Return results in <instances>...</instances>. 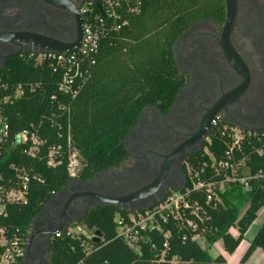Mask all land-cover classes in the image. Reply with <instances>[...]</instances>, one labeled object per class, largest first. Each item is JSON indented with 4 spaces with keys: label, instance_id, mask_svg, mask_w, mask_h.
Returning a JSON list of instances; mask_svg holds the SVG:
<instances>
[{
    "label": "trees",
    "instance_id": "1",
    "mask_svg": "<svg viewBox=\"0 0 264 264\" xmlns=\"http://www.w3.org/2000/svg\"><path fill=\"white\" fill-rule=\"evenodd\" d=\"M224 0H142L138 11L130 14L128 22L119 31L106 35L100 42L91 77L86 81L69 108L71 147L79 154L82 166L77 178L91 179L96 173L116 167L128 158L124 138L136 125L139 116L148 106L169 107L181 87L177 67L172 55L176 35L189 23L202 17L219 15ZM26 54L11 55L0 71V100L12 91L13 86L24 84V95L12 102L0 101V113L9 124V139L0 146V184H17V173L23 169L29 176L24 202H7L0 212V229L7 242L15 236L24 246L34 216L56 192L67 187L70 175L67 170L66 142L57 136L56 124L60 112L50 96L56 93L59 70L54 65L37 63ZM32 85L33 88L28 86ZM53 113L52 122H50ZM30 128L46 139L36 156L23 152V145L12 144L11 136L18 130ZM223 125L209 133L206 142L216 159L225 156V138L220 136ZM60 143V162L47 163V149ZM239 155L246 156L248 174L264 171V130L251 133L242 144ZM201 151L193 155L190 163L200 168L207 162ZM239 174L242 170H237ZM222 175V174H221ZM218 178V176L216 177ZM246 191L248 205L239 215V208L222 194L216 206L205 205L208 219L202 232L207 243L222 241L223 249L232 253L244 239L245 232L264 206V177L251 179ZM204 202V193L194 195ZM119 209L114 205L89 208L82 222L102 232V241L90 255L83 258L82 244L68 236L49 239V264H166L157 263L160 252L166 249V258L177 255L189 264H228L223 255L211 258L207 249L191 240L187 233L169 223L170 235L152 234L150 244L141 252L131 249L115 234L113 216ZM237 228V235L230 228ZM211 228V230H209ZM167 241V247L163 244ZM256 248L264 250V221L244 252V264ZM3 246H0V254ZM83 259L81 263L79 261ZM22 258L16 264H21ZM254 264V263H247ZM264 264V263H259Z\"/></svg>",
    "mask_w": 264,
    "mask_h": 264
},
{
    "label": "flooded vegetation",
    "instance_id": "2",
    "mask_svg": "<svg viewBox=\"0 0 264 264\" xmlns=\"http://www.w3.org/2000/svg\"><path fill=\"white\" fill-rule=\"evenodd\" d=\"M234 1L231 24L226 23L224 0L219 15L189 22L176 35L172 55L181 87L169 107L145 108L124 138L125 161L89 180L76 177L42 207L36 220L43 223L35 226L21 264H46L51 238L47 231L62 218H76L98 206L93 193L140 192L119 204L133 208L180 186L214 122L251 131L264 128V0ZM96 4L97 0H0V71L9 56L35 49L12 33L70 43L82 37L84 13Z\"/></svg>",
    "mask_w": 264,
    "mask_h": 264
},
{
    "label": "built area",
    "instance_id": "3",
    "mask_svg": "<svg viewBox=\"0 0 264 264\" xmlns=\"http://www.w3.org/2000/svg\"><path fill=\"white\" fill-rule=\"evenodd\" d=\"M139 7L140 0H97L94 8L88 9L84 13L82 37L77 48L63 53L51 51L23 53L37 63L48 62L55 66L54 71L59 70L56 93L52 94L50 98L56 103L57 109L60 111L58 117H61L64 124L63 127L62 123L58 122L55 127L57 136L66 142L67 170L70 177H76L82 166L79 154L70 144V104L92 75L101 40L109 33L119 31L125 26L128 22L127 17L136 13ZM25 86L20 83L13 86L12 91L6 93L0 101L7 103L20 98L24 95ZM28 86L33 88L31 84ZM49 118L52 122L53 113ZM217 126L218 124L214 122L212 128L216 129ZM219 132L220 136L225 138V156L216 159L209 147L205 146L203 153L207 156L208 161L204 162L199 169L192 163L187 165L185 185L181 190H170L163 199L155 201L152 206L144 209H119L113 216L115 234L118 238L123 240L131 249L140 253L144 244H150L152 234H162L164 238H167L170 231L169 229L166 230V226L173 223L182 230L183 240L189 233L191 240L199 244L198 239L204 238L202 232L205 227L203 224L209 218L206 214L205 205L216 206L221 203L222 194L233 184H242L248 191L250 190L249 181L251 179L264 177L262 170L253 175L248 174L246 156L239 155L244 141L251 133L258 131L223 125ZM8 139L9 124L0 113V146ZM10 139L12 144L25 146L23 152L31 157L36 156L41 146L46 142V139L42 138L36 130L30 128L16 131ZM207 141L210 142L209 136ZM61 154L62 146L60 143L50 145L47 149V163L51 166L58 164L60 159L57 158ZM237 170H242V173L239 174ZM217 176L218 178H216ZM16 177V185L0 184V212L4 210V205L7 202L18 203L24 202L26 199L29 176L27 172L21 169ZM201 192L204 193L203 203L194 197L195 194ZM95 231L94 227L90 228L82 221L73 220L67 224L64 230L57 231L54 235L56 237L65 235L80 240L83 258H85L100 244L93 241ZM0 246H3L0 264H16L24 256L22 239L15 236L7 242L2 229H0ZM163 247H167V241ZM166 253V249L160 252L157 263L189 264L177 255L166 258ZM82 261L83 259L79 263Z\"/></svg>",
    "mask_w": 264,
    "mask_h": 264
},
{
    "label": "water",
    "instance_id": "4",
    "mask_svg": "<svg viewBox=\"0 0 264 264\" xmlns=\"http://www.w3.org/2000/svg\"><path fill=\"white\" fill-rule=\"evenodd\" d=\"M51 1H58V0H51ZM225 1H226V8H227L226 23H227V25H229L232 23V18L234 16L235 1L234 0H225ZM12 34H16V36H19V37L20 36L24 37L25 40L27 41V43H29L31 46L35 47L34 50L33 49L24 50V53L29 52V51H38V52L51 51V52H56V53H63V52H67V51H72L78 47L80 40H81V37L79 35L76 36L74 41L69 43V42H59V41L54 40L52 38L45 37V36H42L40 34H35V33H18V34L12 33ZM4 35H8V33H6ZM233 55H235L234 52H233ZM142 114H141V116H142ZM260 130H264V128L263 129L262 128L261 129H255L253 131H260ZM105 171H107V170H105ZM102 173H103V171L97 173L96 175H99ZM75 178L76 177H70L67 181V185H69V182L71 180H74ZM184 185H185V180L181 183L180 186L173 188V190H181L184 187ZM63 191L64 190L54 193L49 198V200L44 204L43 208H45L46 205L51 203L58 193L63 192ZM93 195L96 198H98V200L100 201L99 205H114L120 210H133V209H144V208L150 207V206H152V204L155 201L163 199L166 194L162 195L160 198H158L157 200H154L150 203L144 204L142 206L133 207V208H129V207H125V206H119V204L125 203L128 200H132L134 198L141 196L140 192L132 193V194L125 195V196H111V195H104V194H100V193H93ZM70 198H72V197H70ZM98 206H96V207H98ZM96 207H94V208H96ZM42 211H43V209L40 210L34 216L32 222L30 224V229L28 231V238L24 244V253L28 252L29 246L33 240L35 226L38 227V226L42 225V223H43L42 220H40V221L36 220ZM86 211H87V209L82 213V215H80L79 217H76V218H70V219L62 218L53 228H51L50 230L47 231L48 236L52 237L57 231L64 230L70 221H73V220L82 221L83 216L86 213ZM101 238H102V232L100 230L96 229L95 236L93 237V241L96 244H99L101 241ZM47 245H48L47 249L49 252V241L47 242ZM46 264H49L48 260H47Z\"/></svg>",
    "mask_w": 264,
    "mask_h": 264
},
{
    "label": "rangeland",
    "instance_id": "5",
    "mask_svg": "<svg viewBox=\"0 0 264 264\" xmlns=\"http://www.w3.org/2000/svg\"><path fill=\"white\" fill-rule=\"evenodd\" d=\"M227 195L233 201V203L238 206V208H239V215H241L243 213L245 207H247V205H248V198H247V195H246V189H245V187L242 184H233L227 190ZM260 215H258V218H260ZM258 221H259V219H258ZM255 224H256V222H255ZM252 228L249 230V233L252 232ZM198 242H199V244L203 248L207 249L208 254H209V256L211 258H214V257H216L219 254H222L221 253L222 252V245H221V241L220 240H216L212 245L211 244L209 245V243H207L204 238H201L200 237L198 239ZM241 248L242 247H238V248H236L233 251V255L230 257V260H231V263L232 264H233V262H232V259L233 258L234 259H238L239 261L241 260L244 252L246 251L245 249H242L241 250ZM260 249L261 248H259V250ZM253 256H255V255H253ZM249 260H250V257L247 260L248 263H249ZM247 261L245 262L246 264H247Z\"/></svg>",
    "mask_w": 264,
    "mask_h": 264
},
{
    "label": "crops",
    "instance_id": "6",
    "mask_svg": "<svg viewBox=\"0 0 264 264\" xmlns=\"http://www.w3.org/2000/svg\"><path fill=\"white\" fill-rule=\"evenodd\" d=\"M246 208V207H245ZM263 211L262 213H261V215H260V218H258V213H259V211ZM259 211H258V213H257V217L255 218V220L252 222V224L249 226V228L247 229V231L245 232V237H244V239L239 243V245L236 247V248H238V247H242L241 248V250L242 249H247L248 248V246H249V243H250V241L252 240V238L254 237V235H255V233L257 232V230H258V228L260 227V225L263 223V221H264V206L263 207H261L260 209H259ZM259 219V221H258V219ZM255 222H256V224H255ZM253 227V228H252ZM252 228V232H250L249 233V230ZM256 228V229H255ZM230 233L233 235V236H236L237 235V228L236 227H231L230 228ZM249 233V234H248ZM218 240H220V239H218ZM221 241V240H220ZM213 244V243H212ZM211 244V245H212ZM221 245H222V241H221ZM222 254L221 255H223L224 256V258L226 259V261H227V263L228 264H232L231 263V260H230V257L233 255V252L232 253H228V252H226L224 249H223V246H222V252H221ZM253 255H255V256H253ZM250 257V260H249V263H254V264H259V263H264V250L263 249H260L259 250V248H257V249H255L253 252H252V254H251V256H249ZM249 259V258H248ZM247 259V260H248ZM232 262H233V264H240L241 262L238 260V259H232ZM247 263H248V261H247ZM246 264V263H245Z\"/></svg>",
    "mask_w": 264,
    "mask_h": 264
},
{
    "label": "bare ground",
    "instance_id": "7",
    "mask_svg": "<svg viewBox=\"0 0 264 264\" xmlns=\"http://www.w3.org/2000/svg\"><path fill=\"white\" fill-rule=\"evenodd\" d=\"M262 212H263L262 210H261V211H259L258 215H260Z\"/></svg>",
    "mask_w": 264,
    "mask_h": 264
}]
</instances>
